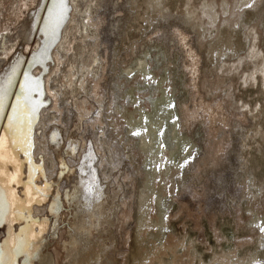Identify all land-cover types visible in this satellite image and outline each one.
I'll return each instance as SVG.
<instances>
[{
	"label": "rangeland",
	"instance_id": "rangeland-1",
	"mask_svg": "<svg viewBox=\"0 0 264 264\" xmlns=\"http://www.w3.org/2000/svg\"><path fill=\"white\" fill-rule=\"evenodd\" d=\"M51 1L52 0H0V2H2V3H0L1 4L0 5V33L3 34L4 38L6 36L8 37V38L4 39V40H6L5 43L7 46L6 54H4V52H2L3 51L2 50L3 43L0 44V54L3 53V54H1V57H0V78L3 77L7 72H9V70L11 69V67L14 66V64H16L17 62H20V69H19V72L17 75V78H18L21 71L23 70V68H24L23 72H25V70L29 67V66L27 67V65H30V63H31L30 59H32L35 52L40 47L43 46L44 37H42L43 34L41 32H39L40 31L39 20L41 21V19L45 18L46 14H47V10H48L45 6L47 5V7H48ZM96 1L97 0H95L94 5H92L93 10H95L96 8L97 9L95 11L92 10L93 15L90 19L94 23V24H92V27H91V31L94 30V31H92L94 33H93L92 38L90 39L91 45L92 44L93 45L91 46L92 48L91 47L89 48V50H91L90 54H92V55L94 54L98 58V62H97V64H95L98 66L95 67V69H94V71H95L94 76H96V77H92V79H93V82H95V81L98 82L100 87L96 88L94 86V84H90L91 83V81H90L89 85L88 84L86 85V86H88L87 89H89V94H88V92L87 93H85V92L79 93V92H81L80 91L81 89L79 90V92L77 94H69V93H67V91L69 89V83L66 82L65 78L63 77L64 74H62L63 69L65 70L64 67L62 68V66H65V65L59 64V67L56 66L57 65V61H56L57 59L55 57V53L59 52V54L61 55V52H62L61 56L64 55L65 58H67V56L70 55V51L69 50L66 51L64 48H67L68 46L71 47V45H74L75 39L78 36V35H76V37L72 36V34L69 31V27L72 24L71 22L74 19L73 15H72L74 13V10L68 11L67 16H66L67 20L69 17L70 18L68 21L65 20L66 23H64L65 21H63V23L65 25H62L63 23L61 24V26H60L61 30L58 31L59 33H57V37L53 41V42L57 41V43L52 42V44H51L52 47L51 46H50L51 48L49 47L51 50V52H50V50H48V54L50 53L49 58H47V60H45V62L43 64H40L37 62V63H34L30 66V68H31L30 72H32L31 73L32 75H34L36 77H38V76L42 77L45 74V76H43V78H44L43 80L45 82H47V84L52 85L54 87L53 89L58 92L55 100L49 94H47L50 101L47 104V108L45 109L46 110L45 113H44V111H42L43 115H42V113L40 114V116H41L40 117V124H42V125L39 124L38 126L35 127V129L37 128L36 130L38 131L37 136H39V134L42 131H43V135L45 134L44 128H42V127L45 124V122L47 121L46 118H48L52 113L53 116L52 115L50 116L51 119L53 117H55V115L58 118V121L54 124L56 127L59 128L60 135L58 138L61 137V139H58V140H59V142L63 141L62 143L59 144V146H61V147L56 146L55 149H54V147L52 148L53 150L52 149L47 150L46 148H48V147L46 145V139L41 138L40 144L35 147V157L37 158V156H38V158H40L41 155L43 154L45 158L48 156V160H51V158H54L57 155H60V156L63 155L62 157L65 159L66 162H68L69 166L74 165V169L76 171H75V173L73 172L69 178H66L64 181H62V180L60 181V184H59L60 185L59 187H61L60 193L63 196L64 195L63 193L71 191L73 189V186H76L77 189L80 188V189H78L79 191H76L77 193L75 194L76 195L75 198H71L70 200L65 201L64 196L63 197L61 196V198L63 200L62 204L64 206V207L61 206V210H62L61 212L65 213L66 216L61 213V216H65V217H61L57 221L53 231L57 234L56 235L57 238L59 240H62L61 238L66 239L69 236V231L73 230V232L76 234V236L79 239V245L77 248L72 250L73 252L68 253L67 251H64V253H65L63 256L64 258L63 257H62L63 259L61 258V262L59 264H69V263L73 264V261L74 260L77 261V258H78V260L79 259L81 260L82 254L85 253L87 255L90 252L94 253V251L97 250V248L95 249V246L96 247L99 246L98 244H100V249L98 250V254L100 256H102L101 254L105 253V255L109 258V260H103L105 262V264H106V262H107V264H126V263L132 264L134 262V260L136 259V256L138 254V247H141L139 245H142L143 247L145 246L144 247L145 250L150 251V250H152V248H154L155 244H164L166 242L174 244L175 242H178V241H183V244L184 243L190 244V247L192 248L193 253L195 255L192 264H197V262L199 260L204 261L202 257H204L205 261H208V258H210V256H212L213 253H218L222 248L223 249L233 248L234 244H236V246L242 247L240 249H238L239 247H237V251H236L237 254H240V255L241 254H243V255L247 254V256L260 257L262 260V263L264 264V258H262V254H261L262 252H260L261 250H259V247L255 246V244H253L254 239H255L252 237L253 233L251 234V232H247L248 227L252 228V226H253L255 229H257V227L262 223V220L264 218V212L262 211V206H261V202H260V197L262 196V194L264 192V190H263L264 189V167H260V168L256 167V165H257L256 163L260 159L257 157V155H259L261 148L264 146V132L262 131L261 128H259V126H257L258 122L261 121V116H259V118L255 119L256 121L254 120V122H256V125L254 126L253 120L249 119V117H247V119H246L245 116H243V114L237 115L238 113H241V111L233 109V106L230 105L232 100L228 102V98H226L227 96H230V95H231V97L236 98L237 100L240 98H245L247 95L246 90H247V88L249 89L248 85H245V87H243L244 85H242V86L239 85L240 82H239V84H237L234 82L229 83V81L228 82L226 81V83H227V85H226L225 82L220 81L219 78L214 76V70L217 67V66H215V64L219 65V66L221 65V67L225 65V61H221L222 59L228 61V60L235 59L237 57V54H238V57H240L241 55L245 56L248 53V50H246L247 48H244L246 46L241 41V38L239 36L234 37L231 39V41H229L225 44L215 45L213 48H205L204 46L202 47L200 44L201 38L199 39V34L201 32L198 31L196 25L193 24V22H190L189 18L191 15L187 14V12L191 11V9L189 8V5L185 4V2H183L184 0L183 1L182 0H173V1L164 0L165 1V2L163 1L164 5L161 4L160 6L155 7L153 10L149 9V8L144 9V8H142V7H144L143 5H141V4L137 5L135 3L132 4V1L130 3L129 0H127V1H129V2H127L129 4H127V3L125 4L126 0H110V1L109 0H101V1L98 0L97 3H96ZM75 3L78 4V6L80 8H83V10L86 8L85 6L83 7V5H84L83 0H76ZM80 3H81V5H80ZM39 4H40V6H39ZM92 4H93V2H92ZM184 4H185V7H183ZM69 6L71 8L73 7L71 5V3H69ZM128 6L129 7L131 6L130 7L131 9H129ZM134 6H136V7H134ZM162 7H163V9H159ZM169 7H170V9H169ZM166 8H167V10H165ZM176 8H178V10ZM125 9H127L126 10L127 12L124 11ZM121 10L124 11V12H122V15L120 13ZM35 12H36V14H35ZM93 12H95V13H93ZM174 12H176V13H174ZM146 13H147V15H149L148 17L145 15ZM182 13H183V15H181ZM68 15H69V17H68ZM124 15H126V16L124 17ZM152 15L155 18H153ZM247 15H249L248 12H244L241 17H243L245 19V21H247L246 19H248V18L250 19V16H251V18H253V16H254L253 14H251L247 18ZM35 16H37V17L35 18ZM127 17H131V18H127ZM133 17L135 18V20ZM78 18H76V19L81 22V19L80 18L78 19ZM125 19H126V21H125ZM249 19L247 22H249ZM120 20H122V21H120ZM125 23L129 24V25H125ZM255 23H256V25H255L256 28H260V29L264 28V13L260 14L259 18L257 19V21ZM149 24L151 27L149 26ZM131 25H133V26H131ZM239 25H240V23H238V26ZM29 27H31V28H29ZM38 27H39V29H38ZM235 27H237V25H235ZM120 28L123 29L124 33H123V31L121 32ZM125 30H126V32H125ZM141 30H143V31H141ZM7 31H8V33H7ZM128 31H130L131 33ZM146 31L148 33L152 34V36L154 34V37L151 36L152 37L151 40L153 41L152 43L157 42V44H159L160 48L162 49V53H161L162 57H163V55L165 56V58L163 57V59H164L163 61H165V64H163L162 67L160 66V68L158 67V65H156V66L152 65L151 66V65H149L150 62L149 63L147 62V61H150V58H151L150 56H152L151 54H147L148 56L147 55L142 56L139 52L137 53V51H141L143 49V47H141L142 49L140 50V48L138 49L137 46L141 43V40L143 42V39H144L143 37H145V35L148 34V33H146ZM178 31L185 35V38H186L185 42H184L185 44L184 43L181 44V43L176 42V36H175L176 34H174V33H179ZM5 33H7V34H5ZM139 33H141V36ZM155 33H157V34L155 35ZM143 34H144V36H143ZM27 35H29V36H27ZM58 37H60V39H59L60 41L58 40ZM219 37L220 36H218V39L220 40ZM259 39L261 41L260 46L263 47L264 33L260 34ZM122 40L125 42H122ZM58 42L61 43V46ZM236 42L237 43L239 42L238 44H241V45H238ZM124 43H125V45H124ZM137 43H139V44H137ZM152 43H149V44H152ZM118 44H119V46L117 47ZM128 44L131 46L129 47ZM257 44L259 45L258 40H257ZM223 46L225 47V48H223V50L227 49V51L225 54H223V51L221 52L223 54V56H221V57H223V58L220 59V58H218V56L217 57L215 56V50L220 48V47H223ZM56 47H59V49ZM9 48H10V50H9ZM123 48H126V49H123ZM55 49H57V50H55ZM121 49L123 51L125 50L127 53L125 51H124L125 53H123V51ZM242 49H243V51H242ZM116 50L119 52L120 55L118 54V52ZM128 50H130V51H128ZM132 50H133V52L135 50V52L132 54L134 57L137 56V54L140 58H142V57L145 58V56H146L145 59L142 58V61H144L143 62L144 64H143L141 69H137V71L139 73L138 76L135 75L134 79L131 82H129V85L127 83L126 86L128 88L125 85H123L121 87H123L124 90H122V88H120L121 90L117 89V90H115L117 92V94H116V92L112 90L113 89L112 88L113 87L112 86L113 85V83H112L113 77L111 75L115 76V74L120 72V69L123 67L125 68V74L127 75L126 78L132 76L136 72V70L132 71L128 67L129 65H131L130 64L131 61H129V60H131L133 58L132 55H130L131 57H129L128 54L131 53ZM164 50H165V52H164ZM236 51H237V53H236ZM204 52H207V56H206V53L204 55ZM193 53H194V55H193ZM31 54L33 56H31ZM126 54L128 56L125 57L124 55H126ZM3 55H4V57H3ZM64 56H63V58H64ZM117 56H120V57H117ZM121 56H122V58H121ZM114 57H116V58H114ZM127 57L131 58V59H128ZM213 58H214V60H213ZM113 59H116V61L115 60L113 61ZM120 59H121V62H120ZM122 59L123 60L127 59L128 63L126 64V61L125 60L123 61ZM117 60H118V63H117ZM170 62H172V63H170ZM190 62H191V65H190ZM217 63H219V64H217ZM118 64H119V68H118ZM188 64H189V67L187 66ZM208 64L211 68L210 67L208 68V66H207ZM109 66L111 69L109 68ZM213 66H215V67H213ZM115 67H117V68H115ZM153 67L155 68V70ZM108 68H109V70H108ZM158 68H159V70H158ZM162 68L164 69V72H163ZM147 69H148V71H147ZM67 70H66V73H67ZM110 70L112 71V73ZM238 70L240 71L241 67H239ZM47 72H48V74H47ZM153 72L154 73L156 72L155 75ZM169 72H171V73H169ZM208 72H209V75H208ZM109 73H111V75ZM57 74H59L60 76ZM123 74H121V75H123ZM162 74L165 76L170 75L171 79L168 76L166 79L167 83H170V84L169 85L167 84L166 86H170L172 84L171 86H174L175 90L177 91V93L175 91V93L177 95L174 93V95H175L174 98L178 104V109H179V107L181 109H179V112L177 113V116L174 117V119L176 118V120H177L181 117L180 118V121H181L183 119V116L181 113H182V111H185V108H186L185 112L189 111V114H191V116H193V118H191V119L189 118L190 120H188L186 122L187 124L184 125L185 127L184 126L182 127L184 129H182L183 131L181 134L186 137V139H185V140H187L186 146L183 145L184 142L182 140H179L178 141V147L171 154L168 155V158H167V156H162L160 159L156 158L154 161L156 171H161L162 168L164 167V164L170 160L173 161V165H174L168 171L165 172V181H164L165 187L163 186L165 194H163L160 197L159 201L156 203V206H154L153 198L155 196V192L152 189V187H154L155 183L159 181V178L155 177V178H150L148 180V183L150 185L149 190L147 189L148 192H147V190H145V188H143V171H142V168L140 166L141 152L138 149H135L134 145H135V141H137V139H138L139 134H140V137H139L138 141H140L142 147L144 145H146L147 140L149 138L147 137L148 135H145V133H144L145 129H143L142 127L139 126L141 118H137V116L133 117V113L134 112L141 113V112L147 111V108H146L147 104H146L145 96L143 97L141 94L143 91H145L147 88H149L150 85L154 84V82H156L158 80V78H159L158 76H160ZM207 75L209 77H207ZM232 75H234V74H232ZM52 77L55 78V79H53V81H52ZM211 77H212V79H211ZM213 77H214V79H213ZM137 80H139V82H136ZM49 81L51 83H49ZM57 81H61L62 87L60 84H58L59 82L57 83ZM191 81L193 83H191ZM52 82H54V83H52ZM142 82H143V84H142ZM147 83L150 85H147ZM140 84L142 86H144L145 88L144 87H138V86H140ZM163 84H164V82H163ZM185 84H187V85H185ZM221 84L223 86L222 88L220 86ZM209 85H211L212 87ZM238 85L241 87V89H239L240 87H238ZM65 86H66V88H65ZM162 86H164V85H162ZM230 86H231V88H229ZM213 87L216 88V90ZM219 87H220V89H219ZM234 87H236V88H234ZM100 88H101V91H100ZM157 88H159L158 85H157ZM242 88L244 90L246 88V90L244 91ZM222 89H225L226 91H224ZM237 89H238V92H237ZM95 90L100 91L101 93L95 92ZM63 91H65V92H63ZM119 91L124 93V94H122V93L120 94ZM161 91H163V90L161 89ZM227 91H228V93H227ZM213 92H215V94ZM230 92H231V94H230ZM83 93H84V95H83ZM104 93H105V95H104ZM118 93H119V95H118ZM239 94H241V95H239ZM72 95H74V96H72ZM75 95H76V97H75ZM109 95H110V98H109L110 100L108 99ZM58 96H59V98H58ZM62 96H63V98H62ZM77 96H79V97L82 96L83 98L80 97V99H79V97H77ZM105 98H107V99H105ZM118 98H120V99H118ZM129 99H130V101H129ZM64 100L66 102H64ZM89 103H91V104H89ZM106 103H107V105H105ZM262 103H261L262 107L264 108V106H263L264 102H262ZM77 104H81L80 107ZM93 104L95 106H93ZM181 104H183V106ZM85 105L87 106V108H85L86 107ZM97 105H99V106H97ZM114 105H116V106H114ZM203 105H205V106H203ZM63 106H65V107L63 108ZM104 106L106 109L103 108ZM144 106H146V107H144ZM127 107H129V108H127ZM143 107L145 108V110L142 109ZM189 107H190V109H189ZM56 108H57V110H59V112H57V110H55ZM97 108L102 109V111L97 109ZM198 108H200V109H198ZM80 109H81L84 116L82 115L81 111H79ZM116 109L119 110L118 113L115 111ZM258 110H259V108H258ZM51 111H55L56 113L51 112ZM103 111L105 112V114ZM78 112H80V115ZM89 112H91L92 115ZM103 114L106 117L103 116ZM108 114H109V116H108ZM47 115H49V116L47 117ZM178 115H180L179 118H178ZM87 117H88V119L89 118H91V119L88 120ZM103 117H104V119H103ZM96 119H99L100 123H96L95 122ZM176 120H174V122ZM180 121H179V123H180ZM50 122H51V124L53 123V121H51V120H50ZM103 122L104 123L106 122V123L104 124ZM74 123L75 124L77 123L79 125L80 129L76 126L77 124L75 125ZM95 123H96V126L94 125ZM182 123H184V122H182ZM222 123H224L223 124L224 126L226 125L225 128H223ZM231 123H232V125H231ZM235 124H237V125H235ZM74 125L76 126V128ZM220 125H221V127H220ZM229 125H230V127H228ZM46 127H47V125H46ZM100 128H103V130ZM226 128L228 129V131ZM238 128H239V130H238ZM125 129H129V131L125 132ZM224 129H225V131H224ZM229 129L231 132H229ZM233 129H235V130L237 129L238 132H237V130L235 131ZM123 130H124V132H123ZM76 133H78L79 135ZM100 133L102 135L104 133V137L107 139V141H106V139H104V137L102 135H101L102 137L100 136ZM133 133H138V135H133ZM220 133H222V134H220ZM125 134H127V135H125ZM225 134L227 136H225ZM120 135L121 136L124 135L123 136L124 138H122ZM98 136H99V139H98ZM221 136L224 139L220 138ZM214 137H215V139L218 137V142H217V140L213 139ZM67 138H68V140H67ZM135 138H137V139H135ZM102 139H104V141ZM72 140H74L75 142ZM150 140L154 143V148H155V146L158 143L157 138L154 136ZM222 140H223V142H222ZM224 140H227V141H224ZM68 141H70V143L77 146V147L75 146L76 147L75 151H71V149L67 148V147H69ZM97 141H99L100 143H98ZM214 141H216L217 143H221L220 146L218 144L219 147H217V144ZM42 142L46 146L43 148L44 151L41 148ZM259 143H261V144H259ZM193 144H194V146H193ZM209 144H210V146H209ZM212 144H213V146H215V148L216 147L217 148L215 149L212 146ZM106 145H108V146H106ZM100 146H103L104 150H102ZM221 146H223V147H221ZM125 147H127V148H125ZM220 147H221V149H220ZM110 148H111V150H108ZM136 148H137V146H136ZM211 149H212V151H211ZM213 149H215V150H213ZM219 149L222 151H219ZM64 150H65V152H64ZM216 150H217V153L219 152L218 155L216 153ZM59 151H61V152H59ZM210 151H211V153H209ZM214 151H215V153H214ZM125 152H127V153H125ZM72 153H74L75 155ZM253 154H255V155H253ZM207 155H210V156H207ZM216 155L220 156V157H217ZM207 157L208 158L210 157V158L207 159ZM211 157L212 158L215 157V158L220 159V160L218 159L219 161H217L214 158L215 161L218 162L217 165H214L215 161H213L214 159H212ZM131 158L134 159V162L138 161L137 159H139V161L135 164L132 161L133 159H131ZM203 159H205V160L203 161ZM131 161H132V163H131ZM208 162H209V164H208ZM210 162H211V164H210ZM49 163H50V161H49ZM246 166H247V168H246ZM139 167H140V169H139ZM82 169H83V171H82ZM243 169L244 170L252 169L251 171H249L248 174H246V176H248V177H245V175H243L244 174ZM52 170H54V169L49 170L48 175L50 174L49 179L53 178V181H54V180H56V179H54L55 170L54 171H52ZM255 175H256V177H255ZM262 175H263V177H262ZM175 177H176V179H175ZM251 177H252V179H251ZM260 177H262V178L260 179ZM77 183H79V184H77ZM80 183H82V184L85 183V185H87V186L89 185V187L92 190H95V188H96V190L98 189V191L101 190L102 196L106 195V194L108 195V193H109V197L103 196L104 202H102V200L100 199V201L99 202L97 201V203H96L97 199H95L94 197H96L100 193L95 195V193H92L90 191H86V190L82 189L81 187H79L82 185V184L80 185ZM97 185L100 187H98ZM137 187L139 190L137 189ZM69 189H71V190H69ZM256 189H258V190H256ZM145 191H146V193H145ZM257 192L259 193L258 196H257ZM150 193H152V194H150ZM93 194L95 196H93ZM135 194H136V196H135ZM110 195L113 198L110 197ZM99 196H101V194ZM99 196H97L96 198H98ZM139 197H141V201H138L140 204L137 202ZM99 198H98V200H99ZM111 198H112V200H111ZM74 199H76V201ZM108 199H110V200H108ZM105 201H107V202L105 203ZM108 202H111V203H108ZM102 203L108 204L111 207L109 211H106V213L102 209V207L105 204L103 205ZM69 204H70V206H69ZM90 204L93 206H90ZM111 204H115V205H111ZM256 205H257V207H256ZM90 207L92 208V210H90L91 209ZM113 207H116V209ZM117 207H118V209H117ZM134 207L136 210L134 209ZM141 209H144V211H141ZM156 209L159 212L158 219L161 221L160 226L155 227V229L146 230L145 235L143 234L144 235L142 238L143 240L137 238L138 239V242H137V239H136L137 231L136 232L134 231L135 229H137V227H136L137 222L135 220L136 218L135 219H133V218L136 217L138 215V213L146 214L148 217H151V215H152L151 218H153V216L156 213ZM89 210L93 211V213L98 210V212H96L95 214L99 213V210H100V212L103 211V214H105V215H102L100 217V218L103 217L102 220H105V222L101 221V219L98 220V222L104 223L103 226H100L102 229L103 228L104 229L102 230L99 226H98L99 229L97 227L96 228L94 227L96 229V231L97 232L99 231V232L97 234V232L94 229L93 233L96 232V234L95 233L94 234L96 236L98 235L99 237L98 236L96 237L93 234L90 237L93 239L95 236V238L91 241H90V239H91L90 237L88 239L84 238L83 232L74 231L75 226L72 225V223H75L77 225H80L82 223V225H84L85 221L87 220L86 217H89V215H90ZM116 210H117V212H116ZM130 211L132 213H130ZM261 211H262V213H261ZM46 212H47V210L44 209L41 214H46ZM86 212H88V213H86ZM246 213L248 214L247 217H245ZM72 214H73V216H72ZM48 215H49V218L51 217L50 218L51 223L54 224V222H55L54 216H51V214H48ZM242 215H243V217H242ZM251 216L255 217L252 221L249 219ZM66 217H67V220H65L66 221L65 222L64 219H66ZM68 217L70 218L69 220L72 219V222L68 220ZM126 217H128L129 219ZM124 218L127 219V221H125ZM224 219H225V221H226V219H228V221L225 222ZM219 220L221 222L217 223ZM80 221H82V222L79 223ZM93 221L96 222L95 219L91 220V222H93ZM111 221H113V222H111ZM134 221H135V223L133 224ZM248 221H249V223H248ZM58 222H60V223L58 224ZM94 222H93V224H94ZM228 222H230V223L228 224ZM245 222L248 225H246ZM223 223H225V225ZM96 224L97 223H95V226H96ZM217 224H218V226H217ZM230 224L232 226V227H230V228H232V230L228 226ZM244 224H245V227H244ZM255 224H258V225H255ZM119 225H120V227H119ZM178 225H179V227H178ZM220 225H221V227H219ZM242 225H243V227H242ZM104 226L106 227V229ZM234 226L236 229L234 228ZM69 227L70 228L72 227V229H70ZM116 227L118 230L116 229ZM56 228L59 230H57ZM121 228L123 231L121 230ZM221 228L223 229L224 232L221 231L222 230ZM244 228L246 230H244ZM110 229L112 230V233L113 232L117 233V234L113 233V235H115L114 240H112V238H111L112 234H111ZM218 229L220 230V232L223 235L219 232ZM64 230L67 232H64ZM125 231H126V233H125ZM235 231L238 233H236ZM248 231H249V229H248ZM64 233L67 237L64 235ZM232 233H234V234H232ZM235 233H236V235H235ZM4 234H5V230L2 226H0V241L3 240ZM231 234L233 237L231 236ZM102 235H103V237H102ZM116 235H117V237H116ZM133 235H135V236H133ZM218 235H220V236H218ZM221 235H222V237H221ZM228 235H230V236H228ZM250 235H251V239H249ZM144 237L146 240H144ZM224 237L226 239L229 237L227 239V242H225L226 240H224L225 239ZM127 238L128 239L130 238V239L128 240ZM194 238H196V239H194ZM100 239H102L103 241L102 240L100 241ZM186 239H188V241H185ZM219 239H220V241H219ZM192 240L193 241L195 240V241L193 242ZM222 240H224V241H222ZM250 240H252V241H250ZM47 241H48V238H47ZM217 241H219V243ZM247 241H250V243L248 242V244H247ZM91 243H93V248H90L88 246V244H91ZM108 243H110V244L112 243V245H110ZM143 243H144V245H143ZM223 243H225V244H223ZM230 243L231 244L233 243V246ZM196 244H197L198 248H197ZM215 244L217 245V247ZM249 244L253 245L252 247L254 250L251 249L252 247ZM212 245L213 246L215 245V246L213 247ZM218 245L220 247H218ZM43 246L41 247L42 248L41 251L45 252L47 247H45V245H43ZM105 246H106V248H105ZM243 246H244V248H243ZM194 247H195V249H194ZM246 247L247 248L250 247V249L248 250ZM89 248H90V250H88ZM216 248L218 249V251ZM93 249H94V251H92ZM101 249H105L106 251L101 250ZM177 249H178V252L175 253L176 254L175 256L178 255L177 257L181 258L182 257L181 255H184L183 254L184 252L186 253L184 245L177 247L176 251H177ZM207 249H208V251H207ZM81 250H83L84 252ZM194 250H196V251H194ZM209 250L210 251L212 250L211 253L212 252L213 253L210 254ZM238 250L239 251L241 250L240 253H238L239 252ZM244 250H246V251H244ZM101 251H103L104 253L103 252L101 253ZM197 251L199 252V254ZM257 251H259V252H257ZM244 252H245V254H244ZM77 254L79 257L77 256ZM52 255L54 256V259L56 258L55 259L56 261H54V264H56L58 258L55 257L56 256L55 254L52 253ZM132 255H134V256H132ZM84 256H82V257H84ZM112 258H113V260H112ZM102 259H104V258L101 257L100 260H102ZM100 260L98 259L97 263L98 264H104V262L103 261L101 262ZM108 261L111 263H109ZM35 262H36V264H39L37 260H35ZM179 263H178V261L176 262V264H179ZM94 264H96V261Z\"/></svg>",
	"mask_w": 264,
	"mask_h": 264
},
{
	"label": "bare ground",
	"instance_id": "bare-ground-1",
	"mask_svg": "<svg viewBox=\"0 0 264 264\" xmlns=\"http://www.w3.org/2000/svg\"><path fill=\"white\" fill-rule=\"evenodd\" d=\"M83 1H84L83 7L84 6L86 7L84 10H83V8H80L78 6V4L75 3L76 0H64V6L63 7L61 6L60 0H52L50 2V4H49L48 7L46 5L45 7L48 9L47 10V14H46V16H45L44 19H41V21L39 20V22H40V25H39L40 31L39 32H41L43 34L42 37H44V39H43L44 40L43 41V46L40 47L35 52L34 56L31 54V56H33V57H32V59H30L31 60L30 65H27V67L28 66L29 67L25 70V72H23V70H24V68H23V70L21 71V73H20V75H19L18 78H17V75H18V72H19V69H20V62H17L16 64H14V66L11 67L10 70L8 69L9 72H7L3 77L0 78V226H2L4 228V230H5L4 238H3L2 241H0V264H36L35 260H37L39 264H54V261H56L55 260L56 258L54 259V256L52 255V253L55 254L56 255L55 257L58 258L57 259V263L59 264L61 262V258L65 254L64 251H67L68 253L73 252L72 250H74L75 248H77L78 245H79V239L76 236V234L73 232V230L72 231L70 230L71 232L69 231V236L68 237L64 233V235L67 238L65 237L66 239H63V238L60 237L62 240H59L57 238V236H56L57 234L53 231L54 230V227H55V225L57 223V221L61 217H65L66 216L65 213H62L61 212L62 211L61 210V206L62 207H64V206L62 204L63 203V200L61 198L62 194L60 193L61 187H59L60 186L59 185L60 184V181L61 180L64 181L66 178H69L72 175L73 172L75 173L76 170L74 169V165L73 166H69L68 162H66L65 159L62 157L63 156L62 154H61L62 156L57 155L56 157L51 158V160H48V156L45 158L44 155L41 152L40 153L42 155H41L40 158H38V156H37V158L35 157V147L40 144L41 138H45L46 139V145L48 147V148H46L47 150L48 149H52L53 147L55 149V147L56 146H59V144L62 143L63 141L62 142H59V140H58V139H61V137L58 138L59 135H60L59 128L54 125L58 121V118L56 117V115L54 113L53 114L55 115V117H53L52 119L50 118V116L52 115V113H51L50 116L47 115V117L48 116L49 117L46 118L47 121L45 122V124L42 127V128H44L45 134L43 135V131L41 130L42 132L39 134V136H37L38 131L36 130L37 128L35 129V127L40 124V117H41L40 114L42 113V115H43V112L42 111H44V113H45V111H46L45 109L47 108V104L50 101V99L47 96V94H49L55 100L56 99V95L58 94V92L53 89L54 87L52 85L47 84V82H45L43 80L44 79L43 76H45V74L42 77L41 76L36 77V76L32 75L31 74L32 72H30V69H31L30 66L32 64H34V63H37V62L40 63V64H43L45 62V60H47V58H49L50 53L48 54V50H50V48L52 47L51 44L54 41V39L57 37V33H59L58 31L61 30L60 29L61 24L63 23V21H65V20L68 21L69 20V18H70L69 15H68V17H69L68 20H67V17H66L68 11H70V10L73 11L74 10V13L72 14L73 17H74V19L71 22L72 24L69 27V31L72 34V36H75V37H76V35H78V36L75 39V44L74 45H71V47L68 46L67 48H64L66 51H68V50L70 51V55H68L67 58H65L64 55L63 56H64L65 59L63 58V56H61L62 55V52H61V55L59 54V52L58 53L57 52L55 53V57L57 59L56 60L57 61V65L56 66L59 67V64H64L65 65V66H62V68L63 67L65 68V70L63 69L62 74H64L63 77L65 78L66 82L69 83V89L67 91V93H69V94H77L80 89H81L80 90L81 92H79V93H82V92L87 93L88 92V94H89V89H87L88 86H86V85L87 84L89 85V82L90 81H91L90 84H94V86L96 88L100 87L99 83L96 82V81L93 82V79H92V77H96V76H94L95 75L94 69H95V67L98 66V65H95L98 62V58L94 54L93 55L90 54L91 53L90 52L91 50H89V48L93 45V44L91 45L90 39L92 38L93 33H94V32H92L94 30L91 31L92 24H94V23L90 19H91L92 15H93L92 14V10H93L92 5H94L95 0H83ZM97 1H96V3H97ZM99 1H101V0H99ZM129 1H130V3L132 1V4L135 3L137 5L138 4L143 5L144 7H142V8H144V9L145 8H149V9H152L153 10L155 7L160 6L161 4H163V1L164 0H129ZM129 1L126 0L125 1V4L127 2H129ZM166 1H168V0H166ZM171 1H173V0H171ZM92 2H93V4H92ZM183 2H185V4H187V5H189V8L191 9V11H188L187 12V14H190L191 15L190 18H189L190 19V22H193V24L196 25L198 31L201 32L199 34V39L201 38L200 44H201L202 47L204 46L205 48H213L215 45L225 44V43L231 41L232 38L237 37V36H239L241 38V41L246 46L244 48H247L246 50H248V53L245 56L240 54L241 56L238 57V54H237V57L235 59L228 60V61L222 59L221 61H225V65L221 67V65L219 66V65H216L215 64V66H217V67L215 68V70L213 68L212 69L214 70V76L217 77V78H219V80L222 81V82H225L226 83V81L227 82L229 81V83L230 82H232V83L234 82V83H237V84H239V82H240L239 85H241V86L244 85L243 87H245V85H248L249 86V89L247 88V90H246V88H245V90L247 92V95H246L245 98H240L239 97L240 99L237 100L236 98L231 97V95L230 96H227L226 98H228V102L232 100V102L230 103V105L233 106V109L241 111V113H238L237 115L243 114V116H245L246 119H247V117H249V119L253 120V122H254L255 119L259 118V116H261V121L258 122V125L257 126H259V128H261L262 131L264 132V108L262 107V104H263L262 102H264V44H263V47L260 46V42L261 41L259 39L260 34L261 33H264V28L260 29V28H256L255 27V25H256L255 22L259 18L260 14L264 13V0H184ZM0 3H2V2H0ZM69 3H71V5L73 6L72 8L69 6ZM40 4H39V6H40ZM127 4H129V3H127ZM185 4H184L183 7H185ZM80 5H81V3H80ZM248 5H252V7L249 8V7H247ZM130 7L128 6L129 9H131ZM134 7H136V6H134ZM170 7H169V9H170ZM178 8H176V9L178 10ZM159 9H163V7L162 8H159ZM95 10H93V11H95ZM122 10L120 12L121 15H122V12L126 11L127 9H125L124 11H122ZM165 10H167V8ZM176 12H174V13H176ZM244 12H248L249 15H251V14L254 15L253 18H251V16H250V19L248 18L249 15H247V18L249 19V22H247L248 19H246L247 21H245V19L243 17H241ZM93 13H95V12H93ZM35 14H36V12H35ZM145 15L147 17L149 16V15H147V13ZM181 15H183V13ZM125 16L126 15H124V17ZM36 17L37 16H35V18ZM78 17L81 19V22L76 19ZM152 17H153V15H152ZM127 18H131V17H127ZM153 18H155V17H153ZM122 20H120V21H122ZM134 20H135V18H134ZM66 21L64 23H66ZM125 21H126V19H125ZM64 23L62 25H65ZM238 23H240L239 26H238ZM125 25H129V24H126L125 23ZM235 25H237V27H235ZM131 26H133V25H131ZM149 26H150V24H149ZM39 27H38V29H39ZM29 28H31V27H29ZM122 31H123V29H121V32ZM141 31H143V30H141ZM125 32H126V30H125ZM128 32H130V31H128ZM7 33H8V31H7ZM7 33H5V34H7ZM123 33H124V31H123ZM146 33H148V32L146 31ZM139 34L141 36V33H139ZM156 34L157 33H155V35ZM174 34H176L175 36H176V42L177 43L183 44L185 42V39L186 38H185V35L183 33L179 32V33H174ZM27 36H29V35H27ZM143 36H144V34H143ZM151 36H152V34H150V33L146 34L145 37H143L144 38L143 39V42L141 40V43L140 44L137 43V44H139L138 45L139 47L137 46V48L138 49L140 48V50H141L142 49L141 47H143V49L141 51H137L138 49L136 48L137 50L136 49L135 50L137 51V53L139 52L142 56L147 55V54H151L152 56H150L151 57L150 58V61H147V62L148 63L150 62L149 65H151V66L152 65H155V66L158 65V67L160 68V66L162 67V65L165 64V61H163L164 60L163 57L165 58V56L163 55V57H162V54H161L162 53V49L160 48V45L157 44V42L156 43H152L153 41L151 40V38L154 37V34H153L152 37ZM218 36H220L219 37L220 40L218 39ZM6 38H8V37L6 36L4 38L3 34L0 33V44L3 43V48H2L3 51L2 52H4V54H6V50H7V46H6V43H5L6 40H4ZM59 39H60V37H58V40ZM257 40L259 41V45L257 44ZM147 41L149 43H152V44H149ZM55 42L57 43V41H55ZM55 42H53V43H55ZM122 42H125V41L122 40ZM59 44L61 46V43H59ZM124 45H125V43H124ZM238 45H241V44H238ZM118 46H119V44L117 45V47ZM130 46L131 45H129V47ZM56 48L59 49V47H56ZM223 48H225V47L223 46V47H220V48H218V49L215 50V56L216 57L218 56V58H220V59L223 58L221 56H223V54H225L226 51H227V49L226 50L225 49L223 50ZM123 49H126V48H123ZM9 50H10V48H9ZM55 50H57V49H55ZM135 50H134V52H135ZM124 51H123V53L126 52V51L125 52ZM128 51H130V50H128ZM222 51H223V54L221 53ZM242 51H243V49H242ZM50 52H51V50H50ZM134 52L132 50L131 53L128 54L129 57H131L130 55H132ZM164 52H165V50H164ZM205 53H206V56H207V52H204V55H205ZM236 53H237V51H236ZM1 54H3V53H1ZM1 54H0V57H1ZM118 54H119V52H118ZM128 55L126 54L124 56L126 57ZM193 55H194V53H193ZM3 57H4V55H3ZM117 57H120V56H117ZM114 58H116V57H114ZM121 58H122V56H121ZM142 58H140L138 56V54L135 57L133 56L132 59L131 58H128V59H131V60H129V61H131V63H130L131 65H129V66L127 65V66L132 71L133 70H136L135 74H133L132 76H130L128 78H126L127 75L125 74V68L124 67L121 68L120 69V72L116 73L115 76L111 75L112 71L110 70L111 73H109V74L113 77L112 78L113 79V81H112V83H113V85H112L113 86L112 87L113 89L112 90L113 91H115L117 89H120V88H122V90H124L123 87H121V86H123V85L126 86L127 83L129 85V82H131L134 79V76L135 75L138 76L139 73H138L137 69H141L142 66H143V64H144L143 63L144 61H142ZM145 58H146V56H145ZM145 58H143V59H145ZM114 60L116 61V59H113V61ZM124 60L126 61V64H127L128 63L127 62V59H124ZM213 60H214V58H213ZM120 62H121V59H120ZM117 63H118V60H117ZM170 63H172V62H170ZM119 64H118V68H119ZM217 64H219V63H217ZM190 65H191V62H190ZM187 66L189 67V64ZM207 66H208V68L210 67L209 64ZM215 66H213V67H215ZM239 67H241V70L240 71L238 70ZM109 68H110V66H109ZM109 68H108V70H109ZM115 68H117V67H115ZM159 68H158V70H159ZM148 69H147V71H148ZM66 70H67V73H66ZM154 70H155V68H154ZM162 70L164 72V69L163 68H162ZM155 73H154V75H155ZM169 73H171V72H169ZM47 74H48V72H47ZM121 74H123V75H121ZM163 74L160 75V76H158L159 78H158V80L156 82H154V84L151 83L152 85H150V84L147 83V85H150L149 88H147L141 94L143 97L145 96V100H146L147 107L146 106H144V107L147 108V111H144V112H141V113H138V112H134L133 113V117L137 116V118H141V121L139 123V126L142 127L143 129H145L144 133H145V135H148L147 137L149 138L147 140L146 145H144L142 147L140 141H138L139 140V137H140V134H139L138 135V139L135 138V139H137V141H135V145L137 146V148L134 145L135 149H138L141 152V155H140V157H141L140 158V166H141L142 171H143V188H145V190H147V189L149 190L150 185L148 183V180L150 178H155V177H158L159 178V181L155 183L154 187H152V189L155 192V196L153 198V204H154V206H156V203L159 201L160 197L163 194H165L164 189H163V186L165 185L164 184V181H165V172L168 171L172 166H174L173 165V161L170 160V161H168L165 164L163 163L164 164V167L162 168L161 171H156L155 170V163H154V161H155L156 158L160 159L162 156H167V158H168V155L171 154L178 147V141L179 140H182L184 142L183 145L186 146V143H187V140H185L186 137L181 134L182 131H183L182 129H184L182 127L185 124H187L186 122L188 120H190L191 118H193V116H191V114H189V111L185 112L186 111V108H185V111H182L181 110L182 113L180 112L182 114V116H183V119L181 121L184 122V123H182L180 121V118H181V117L179 118L180 115H178V118L179 119H177V120H176V118L174 119V117L177 116V113L179 112V109H181V108L179 107V109H178V104H177V102H176V100L174 98V96H175L174 93L176 91L175 88H174V86H171L172 84L170 86H166L167 84L169 85L170 83H167V81H166L168 75L165 76ZM232 74H234V75H232ZM57 75H59V74H57ZM208 75H209V72H208ZM208 75H207V77H209ZM53 77H52V81H53V79H55ZM168 77L170 78V75ZM211 79H212V77H211ZM213 79H214V77H213ZM136 82H139V80H137ZM163 82H164V84H163ZM49 83H51V82L49 81ZM52 83H54V82H52ZM57 83L61 85V81H57ZM191 83H193V82L191 81ZM142 84H143V82H142ZM157 85L159 86V88H157ZM162 85H164V86H162ZM185 85H187V84H185ZM226 85H227V83H226ZM239 85H238V87H240ZM209 86H211V85H209ZM220 86H221V88L223 87L222 84ZM61 87H62V85H61ZM138 87H144V86H142L140 84V86H138ZM65 88H66V86H65ZM229 88H231V86ZM234 88H236V87H234ZM161 89L163 91H161ZM214 89L216 90V88H214ZM219 89H220V87H219ZM239 89H241V87ZM97 90H95V92H100L101 91V88H100V91H97ZM222 90L226 91L225 89H222ZM63 92H65V91H63ZM237 92H238V89H237ZM119 93L121 94L122 92L119 91ZM119 93H118V95H119ZM176 93H177V91H176ZM213 93L215 94V92H213ZM227 93H228V91H227ZM116 94H117V92H116ZM122 94H124V93H122ZM230 94H231V92H230ZM241 94H239V95H241ZM83 95H84V93H83ZM104 95H105V93H104ZM72 96H74V95H72ZM75 97H76V95H75ZM77 97H79V96H77ZM80 97L83 98L82 96H80ZM80 97H79V99H80ZM58 98H59V96H58ZM62 98H63V96H62ZM109 98H110V95H109L108 99ZM105 99H107V98H105ZM118 99H120V98H118ZM129 101H130V99H129ZM64 102H66V101L64 100ZM89 104H91V103H89ZM77 105H79V107H80L81 104H77ZM105 105H107V103ZM181 105L183 106V104H181ZM93 106H95V105L93 104ZM97 106H99V105H97ZM114 106H116V105H114ZM203 106H205V105H203ZM64 107L65 106H63V108ZM144 107L142 109L145 110ZM85 108H87V106ZM100 108H97V109H99V110L102 111V109H100ZM103 108H105V106ZM127 108H129V107H127ZM258 108H259V110H258ZM189 109H190V107H189ZM198 109H200V108H198ZM55 110H57V108ZM79 111H81V109ZM115 111L117 113L119 112L118 109H116ZM51 112H55V111H51ZM57 112H59V110H57ZM78 113L80 115V112H78ZM81 113H82V111H81ZM89 113L92 115L91 112H89ZM104 114H105V112H104ZM104 114H103V116H105ZM82 115H83V113H82ZM108 116H109V114H108ZM87 119H88V117H87ZM89 119H91V118H89ZM103 119H104V117H103ZM50 120L53 121V123H52L53 125L51 124ZM96 120H95L96 123H100V120L99 119H96ZM174 120H176V121L174 122ZM179 121H180L181 124L179 123ZM96 123L94 124L95 126H96ZM223 124L224 123H222V125ZM237 124H235V125H237ZM40 125H42V124H40ZM46 125H47V127H46ZM231 125H232V123H231ZM253 125L255 126L256 125V122H254ZM76 126L79 128V125L78 124ZM76 126H75V128H76ZM225 126L223 125V128H225ZM10 127H12L13 134L15 135L16 140H17V144H16L15 147L13 146L12 138L9 135V131L8 130H9ZM220 127H221V125H220ZM228 127H230V125ZM100 129L103 130V128H100ZM233 130H235V129H233ZM238 130H239V128H238ZM238 130H237V132H238ZM127 131H129V129H125V132H127ZM224 131H225V129H224ZM227 131H228V129H227ZM123 132H124V130H123ZM229 132H231L230 129H229ZM76 134H78V133H76ZM220 134H222V133H220ZM101 135L102 134L100 133V136ZM125 135H127V134H125ZM102 136L104 137V133H103ZM123 136L124 135H122L121 137L124 138ZM154 136L157 138V142H158L157 145L155 146V148H154V143L150 140ZM222 136L220 138H223L224 137V136L223 137ZM225 136H227V135L225 134ZM98 139H99V136H98ZM104 139H106V138L104 137ZM104 139H102V140L104 141ZM213 139L214 140H217V142H218V137L216 139L214 137ZM67 140H68V138H67ZM72 141H74V140H72ZM106 141H107V139H106ZM224 141H227V140H224ZM68 142H69V147H67V148L71 149V151H75V149H76L77 146L74 145V144H72V143H70V141H68ZM97 142L100 143L99 141H97ZM214 142L217 144V147H219L220 144H221V143H217L216 141H214ZM222 142H223V140H222ZM218 144H219V146H218ZM259 144H261V143H259ZM106 146H108V145H106ZM193 146H194V144H193ZM209 146H210V144H209ZM212 146H213V144H212ZM44 147H46V146L42 142V144H41L42 150H43ZM59 147H61V146H59ZM100 147H101L102 150H104L103 146H100ZM213 147L215 148V146H213ZM221 147H223V146H221ZM221 147H220V149H221ZM125 148H127V147H125ZM215 149H213V150H215ZM220 149H219V151H222ZM108 150H111V148L108 149ZM61 151H59V152H61ZM211 151H212V149H211ZM211 151L209 153H211ZM64 152H65V150H64ZM125 153H127V152H125ZM214 153H215V151H214ZM216 153H217V150H216ZM218 153H217V155H218ZM72 154H74V153H72ZM253 155H255V154H253ZM207 156H210V155H207ZM217 157H220V156H217ZM257 157L260 158V159L256 163L257 164L256 167L257 168L264 167V146L261 148V150L259 152V155H257ZM209 158L207 157V159H209ZM214 158H212V159H214ZM131 159H133V158H131ZM215 159L217 161L220 160L219 158H215ZM215 159L213 161H215ZM137 160L139 161V159H137ZM204 160L205 159H203V161ZM49 161H50V163H49ZM132 161L134 162V159ZM132 161H131V163H132ZM138 161H136L134 163L136 164ZM214 163H215L214 165H217L218 162L215 161ZM208 164H209V162H208ZM210 164H211V162H210ZM247 166H246V168H247ZM51 169H54L55 170V175H54L55 177H54V179H56V180H54V181H53V178L49 179V175L50 174L48 175V173H49V170H51ZM139 169H140V167H139ZM54 170H52V171H54ZM251 170L252 169H250V170L249 169L248 170L247 169L244 170L243 171V173H244L243 175H245V177H248V176H246V174H248L249 171H251ZM82 171H83V169H82ZM255 177H256V175H255ZM262 177H263V175H262ZM262 177H260V179ZM175 179H176V177H175ZM251 179H252V177H251ZM85 183L84 184L80 183V185L81 184L82 185L81 186L78 185V186L81 187L82 189L86 190V191H90L92 193H95V195H97L99 193L101 194V196H99L100 194L97 195V196L100 197V198L98 197L99 200H98V198H96L97 196L94 197L95 199H97L96 200V203H97V201L99 202L100 199L102 200V202H104V197L103 196L109 197V193H108V195L106 194V195H103L102 196L101 190L98 191V189L96 190V188H95V190H92L89 187V185L87 186V185H85ZM77 184H79V183H77ZM98 187H100V186H98ZM138 187H137V189H138ZM78 189H80V188H78ZM78 189H77L76 186H73V189L72 190L69 189L71 191L64 192V193L62 192L64 194L63 196H64L65 201L70 200L71 198H75V196H76L75 194L77 193L76 191H79ZM148 190H147V192H148ZM256 190H258V189H256ZM258 192H257V196L259 194ZM145 193H146V191H145ZM150 194H152V193H150ZM95 195L93 194V196H95ZM135 196H136V194H135ZM110 197H112V196L110 195ZM112 198H111V200H112ZM74 200L76 201V199H74ZM108 200H110V199H108ZM138 201H141V197L138 198L137 202ZM106 202L107 201H105V203ZM260 202H261V206H262V211L264 212V192H263L262 196L260 197ZM108 203H111V202H108ZM111 205H115V204H111ZM69 206H70V204H69ZM90 206H93V205L90 204ZM256 207H257V205H256ZM110 208L111 207L108 204H105L102 207V209L105 211V213H106V211H109ZM113 208L116 209V207H113ZM44 209L47 210L46 214H41ZM117 209H118V207H117ZM134 209H135V207H134ZM90 210H92V208ZM141 211H144V209H141ZM262 211H261V213H262ZM96 212H98V210ZM96 212H94V213H93V211H90L89 212L90 215H89V217H86L87 220L85 221V224L84 225H82V223H81L82 221L79 222V223H81L80 225H77L75 223H72V225L75 226L74 231H76V232H80V231L83 232L85 239H88L94 233L96 234V232H97L96 229H95L96 227L98 228V226L100 227V226H103L104 225L103 222H98V220L101 219V221H104L105 222V220H102L103 217L100 218L102 215H105V214H103V211L100 212V210H99V213L95 214ZM116 212H117V210H116ZM61 213L64 214L65 216H61ZM86 213H88V212H86ZM130 213H132V212L130 211ZM48 214H51V216H54V218H55L54 224L51 223V220H50L51 217L49 218V215ZM73 214H72V216H73ZM247 215L248 214L246 213V216L245 215L244 216L247 217ZM158 216H159V212L156 209V213L153 216V218H151L152 215H151V217H148L146 214H141V213H138V215L133 218V219L136 218L135 220L137 222V224H136L137 225L136 226L137 229L134 230L135 232L137 231V237H136V239L137 238L142 239L143 236L146 233V230H148V229H155V227L160 226L161 221L158 219ZM128 217H126V218H128ZM242 217H243V215H242ZM254 218H255L254 216H251L249 219L252 221ZM69 219L70 218L68 217V220ZM93 219L96 220V222L93 221L94 224H93V222H91V220H93ZM65 220H67V217H66V219H64V221ZM220 220L217 223H220L221 222ZM69 221L72 222V219L69 220ZM125 221H127V219H125ZM224 221H225V219H224ZM226 221H228V219H226ZM111 222H113V221H111ZM230 222H228V224ZM246 222H245V224L248 225ZM59 223L60 222H58V224ZM95 223H97L96 226H95ZM134 223H135V221L133 222V224ZM248 223H249V221H248ZM223 224L225 225V223H223ZM245 224H244V227H245ZM262 224H264V218H263L262 223L260 225H262ZM255 225H258V224H255ZM217 226H218V224H217ZM228 226H229V228L232 227L231 224L228 225ZM259 226L257 227V229H255L253 226H252V228L251 227L250 228L248 227L249 231L247 229V232H251V234L253 233L252 237L255 238L253 244H255V246L259 247V250H261L260 252H262L261 253L262 254V258H264V233H262L260 231ZM72 227L71 228L69 227V228L72 229ZM117 227H116V229H117ZM119 227H120V225H119ZM178 227H179V225H178ZM219 227H221V225ZM242 227H243V225H242ZM234 228H235V226H234ZM94 229H95L96 232L93 233ZM105 229H106V227H105ZM230 229L232 230V228H230ZM57 230H59V229H57ZM121 230H122V228H121ZM244 230H246V229L244 228ZM221 231H223V229ZM64 232H67V231L64 230ZM98 232H97V234H98ZM219 232H220V230H219ZM113 233H112V230H111V234H112L111 235L112 236L111 238H112V240L115 239V235H113ZM125 233H126V231H125ZM236 233H238V232H236ZM236 233H235V235H236ZM114 234H117V233L115 232ZM232 234H234V233H232ZM232 234H231V236H232ZM103 235H102V237H103ZM222 235H221V237H222ZM95 236H94V238H95ZM133 236H135V235H133ZM218 236H220V235H218ZM228 236H230V235H228ZM116 237H117V235H116ZM47 238H48V241H47ZM93 239L91 238L90 241L93 240ZM194 239H196V238H194ZM227 239L226 238L224 239V240H226L225 242H227ZM249 239H251V235H250V238ZM101 240L102 239H100V241ZM144 240H146L145 237H144ZM224 240H222V241H224ZM185 241H188V239H186ZM219 241H220V239H219ZM219 241H217V242L219 243ZM250 241H252V240H250ZM250 241H247V244H248V242L250 243ZM137 242H138V239H137ZM93 243L88 244V246L90 248H93ZM108 244H110V243H108ZM223 244H225V243H223ZM43 245H45V247H47V249H46L45 252L41 251V249H42L41 247ZM98 245L99 246H97V247L94 245L95 246V249L97 248L96 251H94V249L92 250V251H94V253L93 252L92 253L90 252L87 255L85 253L82 254V256H84V255L85 256L84 257L81 256L82 259L81 260L79 259L80 261L77 258V261L74 260L73 261V264H94L95 261H96V264H98L97 263V260L98 259L100 260L101 257L104 258V259L100 260L101 262L103 260H109V258L105 255V253L103 251H101V253L102 252L104 253V254H101L102 256H100L98 254V250L100 249V244H98ZM110 245H112V243ZM143 245H144V243H143ZM182 245H184V248H185L186 253L184 252L183 253L184 255H181L182 257L179 258V257H177L178 255L175 256L176 255L175 253L178 252V249L176 251V248L179 247V246H182ZM219 245H218V247L221 246V245L220 246ZM231 245L233 246V243ZM139 246H141V247H138V254L136 256V259L134 258L135 260H134V262L132 264H176L177 261H178V263L180 262L179 264H192L193 263V260H194V257H195V255L193 253V250L190 247V244H187V243H184L183 244V241H178V242H175L174 244H171V243H168V242H166L164 244H155L154 248H152V250H150V251L145 250V248H144L145 246L144 247L142 245H139ZM196 246H197V244H196ZM250 246L252 247L253 245H250ZM216 247H217V245H216ZM237 247H239V246H236V244H234V247L233 248H227V249H223L222 248L218 253H213L212 252L213 254L211 253L212 250L211 251L209 250L210 251V254H212V256L209 255L210 258H208V261H205L204 257H202L204 261L199 260L197 262V264H263L260 257L247 256V254H245V252H244L245 255H243V254H241V255L240 254H237L236 253ZM90 248L88 250H90ZM105 248H106V246H105ZM197 248H198V246H197ZM240 248H242V247L240 246L238 249H240ZM243 248H244V246H243ZM194 249H195V247H194ZM247 249L249 250L250 247L247 248ZM251 249L254 250L253 247ZM101 250H105V249H101ZM81 251H83V250H81ZM194 251H196V250H194ZM207 251H208V249H207ZM217 251H218V249H217ZM240 251L238 253H240ZM244 251H246V250H244ZM257 252H259V251H257ZM198 254H199V252H198ZM77 256H78V254H77ZM132 256H134V255H132ZM112 260H113V258H112ZM109 263H111V262H109ZM104 264H105V262H104ZM106 264H107V262H106Z\"/></svg>",
	"mask_w": 264,
	"mask_h": 264
},
{
	"label": "snow or ice",
	"instance_id": "snow-or-ice-1",
	"mask_svg": "<svg viewBox=\"0 0 264 264\" xmlns=\"http://www.w3.org/2000/svg\"><path fill=\"white\" fill-rule=\"evenodd\" d=\"M60 2H61V6L63 7V6H64V0H60ZM247 7L250 8V7H252V5H248ZM8 131H9V135H10V137L12 138L13 146L15 147L16 144H17V140H16L15 135L13 134V129H12V127H10ZM133 135H138V133H133ZM259 228H260V231H261L262 233H264V224L260 225ZM26 258H27V257H26Z\"/></svg>",
	"mask_w": 264,
	"mask_h": 264
}]
</instances>
